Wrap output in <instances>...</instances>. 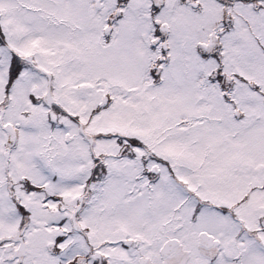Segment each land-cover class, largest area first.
Returning <instances> with one entry per match:
<instances>
[{
	"label": "snow or ice",
	"instance_id": "6c2138e0",
	"mask_svg": "<svg viewBox=\"0 0 264 264\" xmlns=\"http://www.w3.org/2000/svg\"><path fill=\"white\" fill-rule=\"evenodd\" d=\"M0 264H264V0H0Z\"/></svg>",
	"mask_w": 264,
	"mask_h": 264
}]
</instances>
